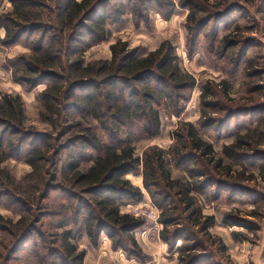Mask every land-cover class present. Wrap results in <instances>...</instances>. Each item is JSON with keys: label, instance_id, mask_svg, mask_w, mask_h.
<instances>
[{"label": "trees", "instance_id": "obj_1", "mask_svg": "<svg viewBox=\"0 0 264 264\" xmlns=\"http://www.w3.org/2000/svg\"><path fill=\"white\" fill-rule=\"evenodd\" d=\"M8 1L12 9L0 13V29L6 32L0 43L11 47L24 42L32 50L29 57H22L27 59L25 82L29 87L48 82L47 88L41 94L43 116L54 128L59 125V119L71 120L69 113L76 111L84 117L97 119L106 131L110 125L120 131L140 123L146 134L157 136L161 129L162 108L176 116L184 112L189 101V92L197 85V80L192 74L183 71L181 61L170 41L166 40L156 50L141 55L138 49L130 50L127 42L118 40L111 45V59L85 62L84 53L93 45H89L88 38L95 42L106 38L103 24L109 3H115L114 15L110 17L113 21L116 22L124 14L122 7L125 5L121 0ZM139 2L143 5H159V2L166 4L170 8L166 18H170L174 13L175 4L168 0ZM239 2L253 4L255 0H220L216 5H212L211 0H180L182 7L189 11L186 27L190 55L197 48L208 24L212 21L221 23L224 17L238 10ZM261 13L264 14V11ZM214 35L216 39V33ZM225 39L226 36L222 42ZM33 75L34 77H31ZM14 79L25 84L24 78L14 76ZM208 93L212 94V91ZM206 94L205 91L201 94L202 104L206 100ZM216 106L217 104L214 105L215 108ZM27 119L21 94H1L0 195L11 194L6 191L10 189L24 198L18 199L19 203L23 204V210H19L22 213L21 218L14 223L6 220V223H9L3 229L18 237L12 249L13 253L20 249L33 231H36V226L43 217L30 215L37 209L41 210L40 206L49 193L47 167L50 159L58 156L63 149L71 150L76 143L88 146L95 153L87 157L86 160L91 165L85 168V171L80 167L81 160L85 157L75 153L61 170L64 181L80 191L72 195L74 199L60 205L59 214L64 212V219L58 223V228H67L71 224L77 227L81 224L82 217H85L84 229L92 244L97 245L100 235L106 233L113 238L114 247L124 245L121 239L115 238L116 235H128L142 224V221L133 215L121 213L125 200L139 201L143 197L142 189L134 186L126 178L127 174L140 172L143 175L145 190L163 214L164 211L175 208L172 205L176 203L187 211L193 209V212H196L197 199L193 196L194 191L202 194L208 188L215 187L213 192L217 198L223 190L232 192V187L245 189L242 184L245 179L231 173L234 172L233 163L241 162L240 155L235 152L243 145L264 144V138L255 133L258 128L256 126L247 128L245 135L237 136L236 143L224 147L223 152L231 162L224 165L225 175L240 182L232 185L216 177L215 173H218L224 164L223 158L216 157L213 144L200 136L201 129L193 123L182 124V130L177 133L175 143L169 148L150 146L142 157L136 155L130 138L118 139L112 144L103 143L92 133L91 126L84 128L86 135L74 136L66 146L58 145V150L48 156L53 148L51 142H56L59 137L56 139L48 135H36L38 137L34 139V135L25 128ZM210 121L211 119L205 118L204 122L201 120L200 123L202 122V127L213 126L215 123ZM107 122L110 124L107 125ZM75 126L80 127V124ZM28 142H31L30 147L26 149ZM262 154L257 151L256 156L246 155V159H243L247 162L246 168L254 167L258 161L263 160ZM9 159L23 160L32 170L21 180L17 179L3 166ZM67 168L70 173L73 171L71 177L68 176ZM175 171H186L192 180L184 181V177H174ZM3 219L0 215V220ZM208 219L207 228L213 225L212 218ZM162 220L166 224L169 222L166 226L175 224V219L171 220V217ZM175 232L178 240H193L185 228H176ZM163 237L167 240L165 235ZM74 238L73 227H69L60 235L57 234L56 244L59 249H53L51 252L57 256H53L52 264H84L85 252L78 251L77 245L72 241ZM130 239L132 244L137 246L134 238ZM176 241L177 239L167 240L171 246H174ZM182 248L190 251L189 245L180 246V249ZM198 258L200 257L188 256L183 259L182 264H198Z\"/></svg>", "mask_w": 264, "mask_h": 264}, {"label": "rangeland", "instance_id": "obj_2", "mask_svg": "<svg viewBox=\"0 0 264 264\" xmlns=\"http://www.w3.org/2000/svg\"><path fill=\"white\" fill-rule=\"evenodd\" d=\"M168 1L175 4L174 13L170 18L165 17L170 8L162 2H159V5H143L139 0H121L125 5L122 7L125 12L116 22L111 19L115 4L111 1L105 11V24L104 28L102 27L106 31V38L100 42L88 38L89 45H93L84 53L85 62L92 63L111 59V45L118 40L127 42L130 50L138 49L141 55L156 50L166 40L173 44L183 71L192 74L197 80V85L189 92V101L180 116L161 109V129L157 136L146 134L140 123L120 131L110 125L111 128L106 131L97 119L84 117L76 111L69 113L71 120L59 119V125L54 128L43 116L41 94L47 88L48 82L34 87H29L25 82L27 59L22 57H29L32 50L24 42L11 47L0 43V96L3 93L22 95L28 118L25 128L34 135V139H37L36 135H48L56 139L59 137L56 142H51L53 148L48 156L58 150V145L66 146L74 136L86 135L84 128L88 126H91L92 133L103 143L112 144L118 139L130 138L137 150L136 154L141 155L150 146L169 148L175 143V137L182 130V124L193 123L201 129L200 136L213 144L216 157L223 158L224 164L222 169L215 173L216 177L232 185L240 183L225 175L224 165L231 162L223 149L236 143L237 136L245 135L249 127L258 126L255 133L264 138V14L261 13L264 11V0H255L253 4L239 2L238 10L224 17L221 23L210 22L191 55L188 53L186 27L189 11L182 7L180 0ZM211 1L212 5H216L220 0ZM11 9V3L0 0V13ZM225 36L227 39L222 42ZM14 76L24 78L25 84L16 81ZM203 91L207 94L202 104ZM209 91H212L213 95L208 93ZM204 117L211 119L210 122L215 124L202 127ZM78 123L80 127L75 126ZM109 124L107 122V125ZM29 143L31 142L25 146L26 149H29ZM87 147L76 143L71 150L63 149L58 156L50 159L47 167L49 193L40 206L41 210L37 209L38 212L35 210L30 215L43 217L37 224L36 231H33L30 238L14 253L12 249L18 237L3 229L9 223H6V220L14 223L21 218L22 213L19 210H23V204L19 203L18 199L24 198L10 189L6 191L11 194L0 195V215L4 217L0 220V264H52L53 256H57L51 252L53 249H59L56 244L57 234L60 235L69 227H73L75 238L72 241L77 245L78 251L85 252L84 264H182L184 258L193 255L194 258L200 257L198 264H264V159L251 168H246L247 162L243 161L246 157L256 156L257 151H261L264 157V144L243 145L235 152L240 155L241 162L233 163L234 172L231 173L243 177L245 180L242 184L246 188L232 187V192L223 190L217 198L214 194L215 187L208 188L202 194L194 191L193 196L197 199L196 212H193V209L187 211L176 203L172 205L175 208L164 211L165 216L160 209V219L155 223L140 213V209H146L150 205L144 199L145 188L142 190L141 200H125L121 213L133 215L140 219L142 224L128 235H116L115 238L123 242V247H114L113 238L106 233L100 235L97 245L92 244L84 229L85 217H82L81 224L77 227L71 224L67 228H58V223L64 219V212L59 214L60 205L74 199L72 195L80 191L64 181L61 170L75 153L85 157L80 165L81 170L85 171V168L91 165L86 160L87 157L95 153ZM3 166L20 180L32 170L28 163L17 159H9ZM67 171L71 177L73 171L70 173L68 168ZM138 175L140 172L131 173L126 178L138 187V184L142 185ZM173 175L176 178L184 177V181L192 180L186 171H175ZM146 195L149 196L151 205L156 206L150 195ZM170 217L171 220L175 219V224L166 226L169 222L166 224L162 219L168 220ZM209 217L212 218L213 225L207 228ZM176 228L187 229L193 240H178L175 235ZM163 235L167 240L177 239L176 244L171 246ZM131 237L137 246L132 244ZM105 241L108 243L105 244ZM185 244L190 246V251L180 249V246ZM120 250L126 258L119 257L117 251Z\"/></svg>", "mask_w": 264, "mask_h": 264}, {"label": "crops", "instance_id": "obj_3", "mask_svg": "<svg viewBox=\"0 0 264 264\" xmlns=\"http://www.w3.org/2000/svg\"><path fill=\"white\" fill-rule=\"evenodd\" d=\"M6 1H8V0H6ZM9 2V1H8ZM10 3V2H9ZM5 30L4 29H0V38H4L5 37V34H6V32H4ZM136 148H135V153H136ZM144 153V152H143ZM137 155V154H136ZM142 155L143 154H141V155H137V156H140V157H142ZM130 174L131 173H129V174H127L128 176H130ZM126 175V176H127ZM137 178H139V182H140V184H142V185H137L139 188H143L142 190H144V184H143V175L142 174H140V175H138V177ZM130 180V179H129ZM131 181V180H130ZM147 192V191H146ZM144 193L145 194V197H144V199H145V201H146V203L147 204H151V202H150V199H148L149 198V196L148 195H146V194H148V192L147 193ZM149 200V201H148ZM144 201V202H145ZM88 238V237H87ZM86 238V240H87V243H89V241H88V239ZM106 243H108L107 241H105V244ZM121 251V250H120ZM117 251V253L119 254V257L121 258V259H124V258H126V256H125V254L123 253V251ZM128 260V259H127ZM85 261H86V259H85Z\"/></svg>", "mask_w": 264, "mask_h": 264}, {"label": "built area", "instance_id": "obj_4", "mask_svg": "<svg viewBox=\"0 0 264 264\" xmlns=\"http://www.w3.org/2000/svg\"><path fill=\"white\" fill-rule=\"evenodd\" d=\"M140 213L155 223L160 219V209L153 204L147 206L146 209H140Z\"/></svg>", "mask_w": 264, "mask_h": 264}]
</instances>
